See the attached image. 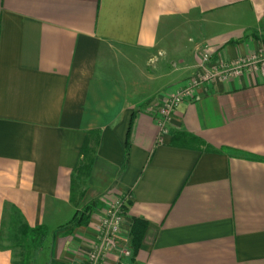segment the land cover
<instances>
[{
	"label": "crops",
	"instance_id": "1",
	"mask_svg": "<svg viewBox=\"0 0 264 264\" xmlns=\"http://www.w3.org/2000/svg\"><path fill=\"white\" fill-rule=\"evenodd\" d=\"M205 49L263 50L264 0H0V264H23L1 241L10 222L49 229L28 264H82L121 193L131 253L117 264H264V74L206 85L161 138L153 118ZM176 131L201 142L172 145ZM87 202L88 223L64 225ZM134 217L147 222L136 250Z\"/></svg>",
	"mask_w": 264,
	"mask_h": 264
},
{
	"label": "built area",
	"instance_id": "2",
	"mask_svg": "<svg viewBox=\"0 0 264 264\" xmlns=\"http://www.w3.org/2000/svg\"><path fill=\"white\" fill-rule=\"evenodd\" d=\"M257 69L264 74V49L233 60L224 59L220 55L213 58L209 50L205 49L197 61L195 72L153 105L152 114L158 124L160 138L167 130L179 102L193 99L202 88L216 80L229 79L242 72ZM129 196L128 193H121L107 202L97 226V237L86 252L82 264H106L108 261L110 264H117L122 255H130V248L120 245L118 240ZM110 252H114L112 260L109 259Z\"/></svg>",
	"mask_w": 264,
	"mask_h": 264
},
{
	"label": "trees",
	"instance_id": "3",
	"mask_svg": "<svg viewBox=\"0 0 264 264\" xmlns=\"http://www.w3.org/2000/svg\"><path fill=\"white\" fill-rule=\"evenodd\" d=\"M128 142V141H127ZM193 142H201V139L196 135L191 133H187L184 131H176L172 134L170 138V143L172 145L177 146H189ZM99 143V132L98 130H91L87 133L80 148V161L75 167V170L82 175V184L85 183V177L89 173V169L91 163L93 161V154L95 152V147ZM213 149L212 147H210ZM222 149H226V147H222ZM128 154V145L126 143V156ZM83 190L79 192L80 196L82 195ZM129 200H127L125 204V209L128 204ZM93 204L92 202H87L80 208L75 209L73 216L71 219L66 222L64 225H72V226H79L85 225L89 221L90 213L92 211ZM147 222L143 218L134 217L132 226H131V234H132V245L133 248L136 250L141 241L142 234L145 230ZM18 231L20 232L23 240V245L26 248L25 255L23 259H20L23 264H28L29 255L31 248H38L44 242L47 233L48 227L45 224H37L34 226H29L25 223L18 224L17 226Z\"/></svg>",
	"mask_w": 264,
	"mask_h": 264
},
{
	"label": "rangeland",
	"instance_id": "4",
	"mask_svg": "<svg viewBox=\"0 0 264 264\" xmlns=\"http://www.w3.org/2000/svg\"><path fill=\"white\" fill-rule=\"evenodd\" d=\"M78 180V181H77ZM82 175L75 170L73 175V181L79 186L82 184ZM16 222H10L7 228L4 229L1 235V241L3 245L11 246L15 256L19 259H23L25 255L26 248L23 245V240L20 232L18 231ZM34 248H31L29 258L31 257ZM49 254L46 255V252L43 255L39 256L36 260V264H45L46 259L49 257ZM29 262V261H28Z\"/></svg>",
	"mask_w": 264,
	"mask_h": 264
}]
</instances>
